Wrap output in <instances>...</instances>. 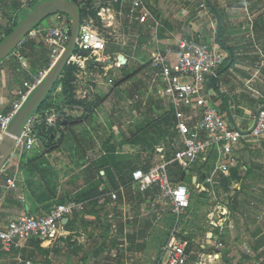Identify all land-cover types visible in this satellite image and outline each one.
<instances>
[{"label":"crops","instance_id":"0c3cea01","mask_svg":"<svg viewBox=\"0 0 264 264\" xmlns=\"http://www.w3.org/2000/svg\"><path fill=\"white\" fill-rule=\"evenodd\" d=\"M72 1L77 2L80 10L88 8L87 4L91 3L90 0ZM79 1L81 2L79 3ZM210 1L222 18L220 42L223 43L225 48H223L217 40L219 30L215 13L208 6L207 10L201 8V5L204 2L206 3V0H144V14L147 15V20L145 23H141V16H139L131 27H129L125 18L118 16V8L112 6L110 0H93L89 6L97 8L96 13L99 17L98 22L100 21L104 26H110L106 27V29L110 32L112 31L111 36L114 37L115 35L113 33L116 34L117 39L113 41V45L116 48H112L110 52L108 51L110 41L100 34L107 42L105 54L109 57L108 62H110L111 56L119 51L130 61V64L131 60L138 63L145 61L149 62V66L143 67L140 73L150 74L149 84L151 85V93L156 94L160 101L158 107L160 110L165 108L174 123H176L174 112L168 100L162 96V90L165 85L160 78L156 76V71L152 68L153 57L158 53L164 54L171 49L175 53L171 58H177V54L180 52L179 44L181 41L192 36L208 44L216 42L226 55L225 62L228 61L226 64L224 62L221 66L222 68L220 67L221 69H219L217 73V78L208 81L206 93L211 98L214 96V106L220 109L231 126L248 131L252 127L253 117L264 104V0ZM22 7L21 0H0V8H7V10L4 11L14 13L16 16H18L19 11L23 9ZM126 11L127 8L125 7L124 13H126ZM53 19L58 25L60 24L57 20V15H55ZM81 20L85 21L84 16L81 17ZM69 21L70 20H68V22ZM1 26L0 32L7 29L5 25ZM93 26L100 33L94 23ZM0 37H2V39L5 38L6 32ZM41 45L43 46V43L40 39L27 41L14 51L10 55L11 57L0 64V113L8 111L11 108L16 93L23 90L26 85L31 82L32 77L41 71L42 68L46 66L47 61L50 60V53ZM17 58L20 60L17 61ZM12 62L14 65L10 66ZM8 66L13 70H11L13 74L16 73L17 75H13L11 72L7 74L6 68H8ZM101 66L103 65L98 63V65H92V68H89L88 64L85 68L82 66L78 67V72L75 73V79L72 82L75 99L85 102V104L92 109V112L88 114L86 120H83L85 112L81 106L73 109H66L63 106L62 102L64 95L61 85H59L56 91L50 96V100L53 99L57 101V103L61 105L60 107L64 109L63 113L73 119V121L70 122L69 128L64 131L63 134L61 133L63 137L68 134L72 136L74 133L81 131V129L85 126L87 127L91 121H94V123L97 122L98 125L107 124L109 122L106 108L103 107L105 104L94 100L95 95L98 94L97 87L103 85L100 81L101 77L105 78L108 76V71H105L102 76L96 74L95 70L101 69ZM29 67L35 70L34 73L28 70ZM103 69L107 70L105 67ZM4 77H7L6 81H4ZM214 82L215 85L213 84ZM89 83L91 85H88ZM92 84H95L97 87L92 86ZM153 88L154 91L152 92ZM216 91H218V94ZM136 97L139 96L136 95L134 98ZM155 104L156 103L152 100L150 102L151 108H154ZM185 112L189 117L194 114L199 115V112L190 110H186ZM177 135L173 154L179 146H181V136L178 131ZM128 147L129 146L123 147L118 152L114 153L116 161L122 163L128 160L126 159L128 157ZM159 155L162 157L160 162L167 157V154L165 155L162 152H160ZM215 157V155L211 156L209 166L204 164L201 159L195 162L188 170H182L181 167L177 166L183 171L185 178L188 177L189 170L192 167H196V165L203 166V182H205L204 185H209L206 183V179L210 176L212 171V167L210 166L214 165ZM19 158L21 157H19L18 154H13L11 157L13 161L9 159L0 170V223L4 227H8L22 215L30 214L38 216L45 213L51 208L50 204L54 200H51L47 192L44 193V195H41V193L36 194L33 188H28L29 186H27L25 181L27 178V169H24V165ZM154 166L157 165H153L152 167ZM107 168L109 167H106V169ZM108 171H110V169ZM168 172L170 174L169 170ZM8 175L10 178L14 177L16 179L15 189L7 190L3 178L9 177ZM102 175H104L105 178L99 181L100 185L97 189L101 191L103 203L110 201L115 205H119L124 212L129 211V213H131L133 207L136 206L135 203L138 201L139 205L136 207V210H138L139 207L141 209L144 204L149 203L150 206L154 208L153 211L156 212L155 210L157 209L155 208L158 207L156 203L153 201L151 202L150 199L152 196H160L157 191L153 190L146 194H141L133 188L132 183L125 185L116 184L118 188L113 189V185L106 177L105 171L102 172ZM199 177L198 173L192 174L190 178L191 184L205 190L204 185H201L202 179ZM219 178L215 183L216 185L219 184L218 188L225 185L229 189H232L235 196L232 198V204L230 206L223 204L218 207L220 211L216 213L220 222L216 224L217 228L215 232H218L219 226H222L224 223L230 228L233 240V244L229 246V249H231L229 254V258L232 260L231 262L236 261L234 257L236 252L234 249H241L236 243V240L241 243L240 236L243 237L241 240L246 239L247 241L244 245L247 244L246 247L249 249V263L262 261L256 258V253L253 249H257L258 243L261 239H264V198H261L264 197L261 192V189L263 191L264 187H260L262 185L264 186V137L260 139L247 137L242 140L241 144H239L230 155L228 172L221 175ZM186 185L188 186V184ZM120 188H123L124 191L119 194V200L117 202H113L109 198L104 200L103 197L106 196L104 194H109ZM259 188L260 191H257ZM80 190L81 188L77 190L72 197ZM243 196H245V199H241ZM147 198L149 201H147ZM78 200L80 202H86L80 198ZM85 204L87 208L88 204ZM157 204L160 203L157 201ZM157 215L158 214H156V216ZM141 216L143 215H134V217L129 216L128 218L124 216L123 219H120V222L123 223L121 236L126 238L128 246L126 255L122 256L120 263L114 264H158L166 261L167 249H162L163 243H161L160 240L161 236L159 237L158 234L155 235L153 231L150 232L156 224L155 215L150 223L152 226L149 228L146 227L148 229L146 230L145 238L141 240L137 239L133 248L129 249L131 246L128 240L129 235L133 231L138 233L145 228L140 224ZM172 217L174 216L172 215ZM124 218H126V221ZM129 220L132 225L125 228V224ZM243 222L246 223V229L240 235V224ZM64 226V229H67L71 225L67 228L66 225ZM175 227L178 228V226H174L173 228ZM149 232L151 235H149ZM219 233L221 235L220 240H222L225 234L222 231ZM215 235L218 236V234ZM158 240H160V242ZM44 243L48 245L51 244L48 242ZM225 243L226 241L223 239L222 242L219 241L218 246L224 247ZM234 244H236L237 247H235ZM25 248H28V245ZM25 248L13 249L12 251L0 249V264H32L27 260V256L33 249ZM261 249H264V247ZM216 250L218 252L219 249L217 248ZM198 254L200 255L197 257L194 264H196L198 260H203L202 262H205V264H216L212 259L209 261L208 259H202V255L208 256V258L211 255H205L201 252ZM239 264L244 263L239 261Z\"/></svg>","mask_w":264,"mask_h":264},{"label":"rangeland","instance_id":"374dc122","mask_svg":"<svg viewBox=\"0 0 264 264\" xmlns=\"http://www.w3.org/2000/svg\"><path fill=\"white\" fill-rule=\"evenodd\" d=\"M21 1L22 8L27 12H31L37 4L48 0ZM90 2L92 3L93 0H90ZM91 3L87 4L88 8H84V18L87 22L93 21L100 34L110 41L108 45V51L110 52L112 48H116L113 45V41L117 39L116 34L113 33L115 36H111L112 31L106 29L110 26H104L100 21L98 22L97 8L90 7ZM4 10H7V8H0V26L5 25L7 29L0 32V36L4 32L7 33L13 30L21 22L19 16ZM53 17L47 18L39 27L58 26ZM65 17L70 20L68 16L65 15ZM0 38L2 39V37ZM121 55L123 54L119 51L111 56L109 63H101L103 66H101V69L95 70L96 74L102 76L105 71H108V76L101 77L100 81L103 85L100 87L92 84L98 89V94L95 95L94 100L105 104L103 107L106 108L109 122L98 125L97 122L91 121L87 127L85 126L72 136L68 134L62 137L61 132L58 131L56 132L57 138L48 147L49 139L39 142L31 151L23 153L19 158L24 165V169H27L25 181L29 186L28 188H33L36 194L41 193V195H44L47 192L51 200L54 199L50 204L51 206L72 197L80 188L81 190L74 197L80 198L88 204L85 213L79 216L69 228L63 229L62 236L58 237L55 242L50 245L42 242L41 247L43 249L52 251L49 256L50 264H94L96 261L102 264L120 263L122 256L126 255L128 246L126 238L120 234V219H123L124 216L128 218L129 216L143 215L140 224L146 228V222L151 223L156 214H158L155 217L156 224L150 232L153 231L155 235L161 236L162 249H166L171 229L178 226L180 237L190 243L188 250L191 255L190 264H194L200 255L199 252L206 255L205 252L208 249L213 250L210 257L216 264H239V261L250 264L248 260L249 249L246 247L247 244L244 245L247 242L246 239L241 240L243 237L240 236L241 243L236 240L241 249H234L236 261L231 262L232 260L229 258L231 249H229V246L233 244V240L230 228L224 223L219 226L218 232H215L216 224L220 222L216 213L220 211L218 207L223 204L230 206L235 194L232 189L225 185L220 188H218L219 184L204 185L203 180L201 185H204L205 190L192 185L190 178L192 174L196 173L195 166L189 170L186 181L190 190L191 208L180 221L172 217L169 207L163 204L165 203L163 197L152 196L150 199L158 207L155 208L157 209L156 212L153 211L154 208L149 203L136 210L139 205L137 201L136 206L129 213V211L124 212L119 205H115L110 201L103 203L100 190L90 191L91 187L105 178L102 175L104 171L110 169L113 172L116 178L115 185H125L131 183L130 177L135 171L134 169H139L146 163H151V166L159 165L162 159L159 155L160 152L167 154V158L170 159L178 136L171 116L165 108L160 110L158 97L155 93H151L150 74L140 73L143 67L149 66V62L138 63L131 60L128 68L123 67L122 70L118 62V57ZM16 60L19 61L20 59L17 58ZM13 65L12 62L10 66ZM67 65L76 68L74 69V76L78 72V66L72 62ZM10 66L6 68L7 74L9 72L13 74ZM28 70L32 73L35 71L31 67ZM13 75L17 74L14 73ZM6 78L4 77V81L7 80ZM110 80L113 81V84H109ZM90 83L88 85H91ZM17 93L14 96L15 98ZM216 93L218 94V91ZM136 95L139 97L134 98ZM152 100L156 103L154 108L150 106ZM211 102L214 105V96L211 98ZM131 132H133L135 138L127 143L126 139L130 137ZM126 146H129L128 157L126 158L128 160L120 163L116 161L114 153ZM1 159L2 157H0V164ZM10 160L12 159L10 158ZM106 167L109 168L106 169ZM1 169L2 167H0ZM177 173L178 171H172L170 177L173 178ZM115 185H113V189L117 187ZM260 187L263 188L264 186ZM257 191H260V188ZM261 192L264 196V190L261 189ZM241 199H245V196ZM147 201H149L148 198ZM157 201L160 204H157ZM130 222V220L127 221L125 228L132 225ZM240 227L241 235L246 229V223H241ZM221 231L225 234L223 237L226 241L224 247L218 246L219 241H223V239L220 240L221 235L219 232ZM150 232L149 235H151ZM215 234H218V236ZM160 240L158 241L160 242ZM234 246L237 247L236 244ZM217 248L219 249L218 252ZM202 257V259H208V261L211 259L208 256L202 255ZM39 259L41 264H45L44 257L39 256ZM259 263L261 264L262 261L251 264Z\"/></svg>","mask_w":264,"mask_h":264},{"label":"built area","instance_id":"2783aa9c","mask_svg":"<svg viewBox=\"0 0 264 264\" xmlns=\"http://www.w3.org/2000/svg\"><path fill=\"white\" fill-rule=\"evenodd\" d=\"M110 2L112 6L118 8V16L125 18L129 27L133 26L139 16H141V23L146 22L144 0H110ZM125 7L127 8L126 13H124ZM201 8L208 9L205 2ZM67 19L65 15L57 14V20L60 22L58 26H41L32 30L20 43L18 48L27 41L40 39L50 53V60L48 67L33 76L31 82L17 93L11 108L0 113V146L4 138L9 135V127L17 113L67 50L72 32V21L68 22ZM76 48L79 53L73 54L68 63L72 62L84 68L91 61L109 63V57L105 54L107 42L94 28L92 22L81 20ZM82 50L88 51L90 56H82L80 54ZM179 50L175 59L171 58L175 55L171 49L164 54H156L152 59V68L165 85L162 96L168 100L174 112L176 129L181 136V146L170 161L164 159L148 171L142 169L134 171L131 181L133 188L141 194L157 191L165 199V204L177 221L182 219L191 208L190 190L184 183L172 182L168 172L169 167L176 164L182 170H188L199 159L209 166L211 156L215 155L214 165L210 166L212 171L206 179V183L213 186L216 179L228 172L230 155L242 140L247 137L253 139L264 137V104L253 117L252 127L244 131L231 126L225 115L212 104L211 97L206 93L208 81L217 78V73L226 60V55L220 46L216 42L208 44L192 36L181 41ZM109 84H113V81L110 80ZM186 110L199 112V115L194 114L189 117ZM60 117L55 110L46 113L43 120L46 130L55 128ZM38 121L39 118L33 116L25 125L21 136L17 138L14 154L21 157L23 153L31 151L38 145V132L35 130V124ZM6 186L7 190L15 189L16 179L9 178ZM123 191V188H120L104 194L106 196L103 198L117 202L119 194ZM85 211V202L70 199L65 203L53 205L49 211L41 215H22L8 227L0 223V247L4 251L23 249L33 238L41 242H55L58 237L62 236L65 228L63 220H74ZM124 220L126 221V218ZM189 247L190 243L180 237L178 228H173L170 231L166 247L167 257L163 264H189L191 258L188 252ZM196 264H205V262L198 260Z\"/></svg>","mask_w":264,"mask_h":264},{"label":"water","instance_id":"95a60500","mask_svg":"<svg viewBox=\"0 0 264 264\" xmlns=\"http://www.w3.org/2000/svg\"><path fill=\"white\" fill-rule=\"evenodd\" d=\"M207 6L215 13L218 20V42L220 43V36L222 33V18L218 10L213 6L210 0H206ZM62 14L68 16L72 21V32L69 46L65 53L58 60L56 65L49 71L45 79L40 83L36 90L32 93L28 102L17 113L9 127V135H7L0 146L1 164L3 167L8 160L13 156L19 138L24 130L25 125L32 119L39 106L45 101L47 96L51 93L56 82L58 81L64 67L68 64L69 59L74 54L79 37V30L81 25V14L77 3L70 0H48L37 4L31 12L22 13V21L20 25L0 44V64L19 47L27 35L38 27L43 21L51 16ZM84 57L90 56L88 51H80ZM120 68L128 64L125 56L118 57ZM90 65H98L97 62L91 61ZM107 64V63H106ZM230 66V65H229ZM65 122L64 125H68ZM185 174L183 175V180ZM69 219L63 220V225H67Z\"/></svg>","mask_w":264,"mask_h":264},{"label":"trees","instance_id":"16d2710c","mask_svg":"<svg viewBox=\"0 0 264 264\" xmlns=\"http://www.w3.org/2000/svg\"><path fill=\"white\" fill-rule=\"evenodd\" d=\"M75 3H77V2H75ZM23 12H27V11H25L24 9H22L21 11H19V13H18V16L21 18V21H22V19H23V17H22V13ZM80 14H81V17H83L84 16V10L83 9H81L80 10ZM21 23V22H20ZM20 23L19 24H17L16 25V27L13 29V30H11V31H8L7 33H6V37L4 38V39H0V44L20 25ZM37 28H39V26L38 27H35L34 28V30L35 29H37ZM220 45L223 47V48H225V46L223 45V43L222 42H220ZM79 53V50L76 48L75 49V51H74V54H78ZM228 61V60H227ZM226 61V62H227ZM226 62H225V64H226ZM48 65H49V61H47V63H46V66L44 67V68H46V67H48ZM130 65V61H128V64H127V66H126V68H128V66ZM88 66H89V68H92V65H90V64H88ZM44 68H42V69H44ZM125 68V67H124ZM222 68V67H221ZM220 68V69H221ZM74 69H76L75 67H70V66H68V65H66L65 67H64V69H63V71H62V73H61V75H60V77H59V79H58V81L56 82V84H55V86H54V88L52 89V91H51V94L50 95H48L47 96V98L45 99V101L39 106V108H38V110L36 111V113L34 114V116H36V117H38L39 118V121L35 124V130L38 132V138H39V140H40V142H44V141H46L47 139H49V143H48V145H47V147L49 146V144H52L53 142H54V140L57 138V135H56V132H58V131H60L62 134H63V132L64 131H66L68 128H69V125H70V122H72L73 121V119L70 117H68V116H66V114L65 113H63V110L64 109H62L60 106L61 105H59V103H57V101H55V100H50V96L52 95V93L53 92H55L56 91V89H57V87L59 86V85H61L62 86V90H63V95H64V99H63V102H62V104H63V106L67 109H73V108H75V107H82L83 109H84V112H85V115H84V119L83 120H86V118H87V116H88V114L90 113V112H92V109H90L86 104H85V102H82V101H78V100H76L75 99V95H74V92H73V86H72V82H73V80H74V76H73V73H74ZM122 70H123V68H122ZM214 80V79H213ZM214 85H215V82L213 83ZM51 110H55L56 112H58L59 114H60V119H59V121H58V124H57V126L55 127V128H53V129H49V130H46V128H45V126H44V123H43V120H44V118H45V114L46 113H48V112H50ZM65 122H69V124L68 125H64V123ZM175 125H176V123H175ZM63 137V136H62ZM133 138H135V135L133 134V132H131L130 133V137L128 138L127 137V139H126V141H127V143H130L131 141H132V139ZM46 147V148H47ZM173 156H174V154L172 155V157L170 158V159H168L167 157H166V159L165 160H167V161H170L171 159H173ZM22 163V162H21ZM152 168V166H151V163H146V165H144V166H142V167H140L139 169H142V170H144V171H148V170H150ZM31 169H32V167H31ZM196 173H198L199 175H200V178L203 180L204 179V173L202 172V169H203V166H197L196 165ZM135 171L136 170H138V169H134ZM133 170V171H134ZM33 171V170H32ZM169 171H170V173L172 172V171H178V173L172 178L171 177V180H172V182L173 183H175V184H180V183H184V184H187L186 183V181H187V178H185L184 180H183V171H181L180 169H179V167L176 165V164H174V165H172L171 167H169ZM30 172H31V170H30ZM170 175V174H169ZM9 176V175H8ZM106 177L109 179V181L113 184V185H115V176L113 175V172L112 171H106ZM10 178V176L9 177H5V178H3L4 180V182H5V184H6V182H7V180ZM130 179L132 180V174H131V177H130ZM1 181V180H0ZM191 181V180H190ZM99 185H100V183L99 182H97L93 187H91V189H90V191L92 190V191H96V190H98L97 188L99 187ZM116 186V185H115ZM116 188H118V187H116ZM151 192V191H150ZM70 199H75V200H77V201H79L78 200V198H75V197H68L67 198V200H64L63 202H61V203H65L66 201H68V200H70ZM61 203H59V204H61ZM53 206V205H52ZM51 206V207H52ZM50 210V209H49ZM48 210V211H49ZM47 212V211H46ZM77 220V218H75L74 220H71L70 221V223L69 224H67L66 225V228L68 227V226H70V225H72L75 221ZM152 225H150V223H146V227H151ZM148 228H144V230H141V231H139L138 233H136V232H132L130 235H129V237H128V240H129V243H130V247H129V249H132L133 248V245L136 243V241H137V239H139V240H141V239H144L145 238V235H146V230L148 229ZM122 231H123V223L122 222H120V234L122 235ZM41 244H42V242L41 241H39L38 239H35V238H33V239H31L30 241H29V243H28V248H25V249H29V248H31V249H33L29 254H28V256H27V260L29 261V262H31L32 264H41V260L39 259V256H42V257H44V263L45 264H50V260H49V256H50V254H51V252L52 251H49V250H47V249H43L42 247H41ZM264 247V239H261V241L258 243V245H257V249H253V251L256 253V258L257 259H261L262 260V264H264V249H261V248H263ZM0 249H1V247H0ZM24 253H25V251H24ZM207 255H211L212 253H213V250L212 249H208L206 252H205ZM95 258H96V256H95ZM249 260V259H248ZM94 264H102L101 262H97L96 261V263H94Z\"/></svg>","mask_w":264,"mask_h":264}]
</instances>
